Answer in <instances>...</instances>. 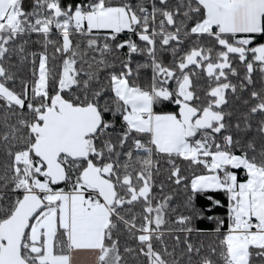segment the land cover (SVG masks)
<instances>
[{
    "label": "snow or ice",
    "instance_id": "6c2138e0",
    "mask_svg": "<svg viewBox=\"0 0 264 264\" xmlns=\"http://www.w3.org/2000/svg\"><path fill=\"white\" fill-rule=\"evenodd\" d=\"M0 264H264V0H0Z\"/></svg>",
    "mask_w": 264,
    "mask_h": 264
}]
</instances>
